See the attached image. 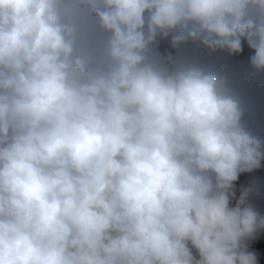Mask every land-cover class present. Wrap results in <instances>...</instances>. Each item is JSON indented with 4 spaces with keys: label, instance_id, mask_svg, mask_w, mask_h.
Listing matches in <instances>:
<instances>
[{
    "label": "clouds",
    "instance_id": "1",
    "mask_svg": "<svg viewBox=\"0 0 264 264\" xmlns=\"http://www.w3.org/2000/svg\"><path fill=\"white\" fill-rule=\"evenodd\" d=\"M245 43L264 0H0V264H262L264 138L182 51Z\"/></svg>",
    "mask_w": 264,
    "mask_h": 264
},
{
    "label": "trees",
    "instance_id": "2",
    "mask_svg": "<svg viewBox=\"0 0 264 264\" xmlns=\"http://www.w3.org/2000/svg\"><path fill=\"white\" fill-rule=\"evenodd\" d=\"M161 51L170 49L168 41L161 42ZM239 55H228L226 52L211 53L207 48L197 44L196 52L191 57L193 45L183 46V54L201 63L211 64L217 70L228 75L233 88L242 96L246 103V113L244 122L246 126L255 134L264 138V74L252 76L249 67V58L254 53L247 44ZM257 181L261 186V195L253 197L252 203L264 214V168L252 174H241L236 182V196L240 195L239 189L243 186ZM264 242V233L258 234L256 240L252 242V247L260 248V243ZM264 264V262H262Z\"/></svg>",
    "mask_w": 264,
    "mask_h": 264
},
{
    "label": "water",
    "instance_id": "3",
    "mask_svg": "<svg viewBox=\"0 0 264 264\" xmlns=\"http://www.w3.org/2000/svg\"><path fill=\"white\" fill-rule=\"evenodd\" d=\"M196 48H197V44L196 45H193V48H192V50H191V57L195 54V52H196ZM190 57V58H191ZM233 203H235V201H233Z\"/></svg>",
    "mask_w": 264,
    "mask_h": 264
}]
</instances>
